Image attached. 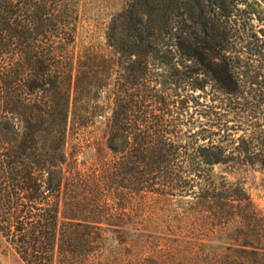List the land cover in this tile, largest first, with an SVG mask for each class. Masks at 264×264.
Segmentation results:
<instances>
[{"label":"trees","instance_id":"trees-1","mask_svg":"<svg viewBox=\"0 0 264 264\" xmlns=\"http://www.w3.org/2000/svg\"><path fill=\"white\" fill-rule=\"evenodd\" d=\"M82 2L0 0V232L26 264H81L110 240V264H264V215L218 171L264 169V150L198 145L216 134L190 123L208 84L264 104L253 38L236 35L248 1L123 0L107 50L78 56ZM107 110L116 159L68 171L70 136ZM178 204L172 225L148 216ZM197 221L200 238L185 229Z\"/></svg>","mask_w":264,"mask_h":264},{"label":"rangeland","instance_id":"rangeland-1","mask_svg":"<svg viewBox=\"0 0 264 264\" xmlns=\"http://www.w3.org/2000/svg\"><path fill=\"white\" fill-rule=\"evenodd\" d=\"M249 7L240 6L234 11V19L238 36H250L251 42L255 45L253 60L255 68H264V48L262 42H257L256 38H262L264 30V0H247ZM123 0H83L81 8V20L79 24V35L76 53L87 47H95L106 51V31L114 13L120 9ZM242 7V8H241ZM246 7V8H245ZM203 79L199 84H207ZM200 96V106L193 107L191 111L197 109L198 113L193 116L190 123L194 125V131L210 130L216 135L210 138L213 140H200L198 145L209 144L215 141L218 145L229 146L232 149L240 147L246 142L252 151L264 150V104H257V100H249L246 105H236L227 98L221 96L209 84L204 91L194 92ZM236 109H246L247 114L235 113ZM110 116L107 110L103 117L96 118L94 123L80 130H75L70 136L67 147L69 156V169L90 174L93 170H99L102 165L116 159L107 148V129L106 123ZM192 132V133H193ZM218 133L220 135H218ZM102 169V168H101ZM238 170L230 171L227 166L218 167V171H223L232 182H240L246 188L258 209L264 215V169L260 168L259 163L255 166H241ZM182 204L167 207L157 206L149 213V218L153 222H159V227L172 225L171 221L177 212H180ZM197 220V219H196ZM201 224V223H200ZM156 226L150 225L151 230H157ZM175 227L179 225L173 224ZM155 228V229H154ZM190 236L197 237L199 231V221L193 222L189 228ZM200 238V237H197ZM118 247L112 240L106 242L102 251L95 255H85L78 258L81 264H107L116 260L118 262ZM101 252V253H100ZM103 260H105L103 262ZM118 260V261H117ZM0 264H26L13 245L0 232Z\"/></svg>","mask_w":264,"mask_h":264}]
</instances>
